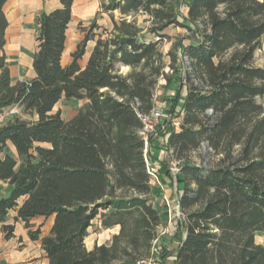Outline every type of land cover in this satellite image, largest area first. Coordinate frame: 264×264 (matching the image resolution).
Listing matches in <instances>:
<instances>
[{"label":"trees","instance_id":"1","mask_svg":"<svg viewBox=\"0 0 264 264\" xmlns=\"http://www.w3.org/2000/svg\"><path fill=\"white\" fill-rule=\"evenodd\" d=\"M7 1L0 0V111L19 106L33 120L17 116L0 125L6 237L14 235L7 222L16 212L15 221L42 242L49 264H144L153 257L167 221L153 205L141 116L156 109L160 79L171 83L169 67L181 72L186 89L175 103L178 130L164 132L166 149L181 163L184 238L174 264H264L257 241L264 234V68L256 65L264 1L101 0L112 28L80 25L85 38L63 66L76 0H58V8L38 17L35 77L16 84L4 54ZM138 16L151 23L153 39H143ZM170 27L192 34L178 45L180 54L160 50ZM89 42L95 46L82 68ZM63 99L83 103L71 120L55 112ZM203 147L204 165L191 158ZM99 216L103 228L120 230L109 245L89 250L86 240ZM51 217L44 236V224L33 222Z\"/></svg>","mask_w":264,"mask_h":264},{"label":"rangeland","instance_id":"2","mask_svg":"<svg viewBox=\"0 0 264 264\" xmlns=\"http://www.w3.org/2000/svg\"><path fill=\"white\" fill-rule=\"evenodd\" d=\"M188 4L187 2L186 6ZM186 13V7H181L180 14L184 15ZM115 19L117 21L120 19L119 13L115 14ZM145 19L146 18L143 16L137 17L139 25L144 29L142 37L144 40L149 41L153 39L154 36L149 34L152 25ZM79 21L80 23L77 28H80V25L88 27L95 21L106 28H112L111 16L103 11L101 0H90L87 6L84 4L78 5L75 11V23ZM179 21L183 22L182 16H179ZM163 34L168 37L160 45V50L165 55H168L171 51L180 54L182 50L180 47L178 48V45L187 44L189 41L188 39L192 36V34L183 27H170ZM167 61L169 62V59ZM122 68L121 73L130 71V68H128L129 70ZM166 73L172 77V81L171 83H167L165 79H160L155 92L156 109L163 112L165 117L164 123L167 130H169L170 127L178 130V125L180 123V119L178 118L180 105H178L177 108V106L175 107V103L177 100L180 101L185 95L186 89L182 87L181 80L179 79V77H181V72L173 73L171 69L167 67ZM259 101L264 105V98ZM81 104L82 102L77 100L67 101L64 99L57 106L55 111H60L64 119H70L76 114ZM171 109H177L176 113H170ZM18 117L27 121L33 120L31 116L24 114L22 111ZM167 130L159 131L158 136L152 138L147 154L150 169L156 175V177L152 176L153 187L156 194L153 205L161 214L165 215L167 221L160 229L159 240L155 243L153 258L157 264H174V254L184 238V233L180 228V221L183 218L179 204V199L182 195V186L178 180L180 171H172V169L175 168V160L170 156L171 152L166 149V136L164 132ZM155 142L157 146H153ZM151 148L152 151H150ZM207 153L208 149L203 147L199 152L193 153L191 158L197 164L204 165L208 163L209 160L206 159V161H202L201 156H206ZM159 157L163 158L160 159ZM179 169L181 170V167H179ZM162 176H167V181L169 182L168 187L163 185ZM115 228H103L99 216L93 221V226L89 230V237L86 240L87 248L92 250L96 245H109L113 236L116 235ZM260 236L262 237L264 234Z\"/></svg>","mask_w":264,"mask_h":264},{"label":"crops","instance_id":"3","mask_svg":"<svg viewBox=\"0 0 264 264\" xmlns=\"http://www.w3.org/2000/svg\"><path fill=\"white\" fill-rule=\"evenodd\" d=\"M89 1L90 0H76L74 3L73 21L67 31L66 49L62 59L63 66H67L72 62V54L75 53L78 45L85 38V33L77 28L80 21L75 23V11L78 5L84 4L87 6ZM59 5L60 3L58 0H8L5 4L4 12L9 27L6 32L4 54L7 58L13 84L19 81H30L35 77L33 62L38 48V17L43 13H50L58 8ZM94 46V42L88 43L86 54L82 60H80L82 68L87 65ZM256 65L264 68V37L262 39V49L256 54ZM124 68L129 70L128 67H123L122 69ZM127 73L129 72L125 71L122 74L126 75ZM78 110L73 117L66 120L74 118ZM153 146H157V143H153ZM150 151H152V148ZM159 158L162 159L163 157ZM167 180V176H162L163 185L166 187L169 186ZM16 216L17 213L12 212L7 222L8 225H13L15 228L13 237L7 238L2 230V225H0V264H49L47 255L42 248V242L40 240H32L25 224L15 221ZM53 223L54 217L49 219L40 218L33 222V224L36 225L44 224L42 228L44 236L49 234ZM119 229L118 227L115 228V234H118ZM257 241L264 246V236H258Z\"/></svg>","mask_w":264,"mask_h":264},{"label":"built area","instance_id":"4","mask_svg":"<svg viewBox=\"0 0 264 264\" xmlns=\"http://www.w3.org/2000/svg\"><path fill=\"white\" fill-rule=\"evenodd\" d=\"M21 113V108L19 106H13L9 109L0 111V124H4L7 121H10L14 119L15 117L19 116ZM142 122H143V129L141 131V136L145 140L146 143V161L148 165V171L153 176L156 177V175L151 171L149 160H148V151L151 144V140L154 137H157L159 134V131L161 130H167V127L165 125V117L162 111L154 109L149 115L141 116ZM181 167V163L178 161H175V168L172 169V171L179 172ZM144 264H157L154 258L148 259L143 262Z\"/></svg>","mask_w":264,"mask_h":264}]
</instances>
